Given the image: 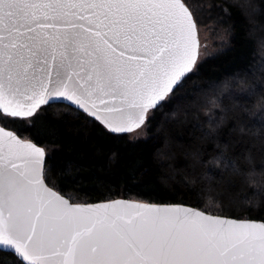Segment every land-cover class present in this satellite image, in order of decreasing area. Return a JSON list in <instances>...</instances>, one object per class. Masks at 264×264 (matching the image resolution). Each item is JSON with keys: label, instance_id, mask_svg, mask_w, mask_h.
<instances>
[{"label": "snow or ice", "instance_id": "obj_1", "mask_svg": "<svg viewBox=\"0 0 264 264\" xmlns=\"http://www.w3.org/2000/svg\"><path fill=\"white\" fill-rule=\"evenodd\" d=\"M186 0H0V119L65 103L132 132L193 72ZM45 152L0 126V250L17 264H264V222L183 206L73 204Z\"/></svg>", "mask_w": 264, "mask_h": 264}, {"label": "trees", "instance_id": "obj_2", "mask_svg": "<svg viewBox=\"0 0 264 264\" xmlns=\"http://www.w3.org/2000/svg\"><path fill=\"white\" fill-rule=\"evenodd\" d=\"M207 1L227 45L197 62L143 136L110 134L60 103L0 119L45 149L50 187L74 203L128 198L264 221V0ZM0 264L17 258L0 251Z\"/></svg>", "mask_w": 264, "mask_h": 264}, {"label": "rangeland", "instance_id": "obj_3", "mask_svg": "<svg viewBox=\"0 0 264 264\" xmlns=\"http://www.w3.org/2000/svg\"><path fill=\"white\" fill-rule=\"evenodd\" d=\"M186 3L192 11L197 28L199 40L197 62L219 52L225 48L228 41L227 28L219 19H214L209 11L210 3L207 0H186ZM144 135V128H139L131 132V137H140Z\"/></svg>", "mask_w": 264, "mask_h": 264}, {"label": "water", "instance_id": "obj_4", "mask_svg": "<svg viewBox=\"0 0 264 264\" xmlns=\"http://www.w3.org/2000/svg\"><path fill=\"white\" fill-rule=\"evenodd\" d=\"M196 40L198 41V48H199V40H198V36H197V28H196ZM198 48H197V58H198ZM196 64H197V61H196ZM196 66V65H195ZM195 68V67H194ZM56 103H60V102H56ZM60 104H65V103H60ZM66 105V104H65ZM2 126V125H0ZM6 129H9V128H6ZM138 129V128H137ZM11 130V129H9ZM136 130V129H134ZM133 130V131H134ZM129 133V132H127ZM24 139V138H22ZM25 140H28L32 143H34L32 140L30 139H25ZM36 144V143H35ZM37 145V144H36ZM39 146L40 148H42L45 152V149L40 146V145H37ZM45 157H46V152H45ZM45 164V163H44ZM49 186V185H48ZM50 187V186H49ZM55 190V189H54ZM56 191V190H55ZM58 192V191H57ZM60 195H62L60 192H58ZM64 198L68 199L66 196L62 195ZM69 200V199H68ZM116 200H121V201H127V202H132V203H144V204H152V205H158V206H183V207H186V208H190L194 211H200V212H203L199 209H196V208H193L191 206H188V205H185V204H177V203H168V204H161V203H151V202H143V201H139V200H134V199H128V198H115V199H111V200H105V201H98V202H90V203H74V202H71L69 200L70 203H73V204H101V203H107V202H111V201H116ZM207 215H212V216H216V217H221V218H227V219H232V220H236V221H248V222H256V223H260V222H264L262 220H259V219H238V218H233V217H228V216H219V215H213V214H210V213H206V212H203ZM0 251H3V252H9L12 254V252L10 251H6V250H0ZM15 256V255H14ZM16 257V256H15Z\"/></svg>", "mask_w": 264, "mask_h": 264}]
</instances>
